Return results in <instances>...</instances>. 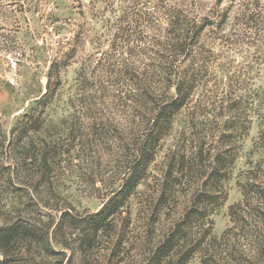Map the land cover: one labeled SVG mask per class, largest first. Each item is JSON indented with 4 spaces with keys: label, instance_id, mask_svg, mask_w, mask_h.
Returning a JSON list of instances; mask_svg holds the SVG:
<instances>
[{
    "label": "rangeland",
    "instance_id": "1",
    "mask_svg": "<svg viewBox=\"0 0 264 264\" xmlns=\"http://www.w3.org/2000/svg\"><path fill=\"white\" fill-rule=\"evenodd\" d=\"M167 1L0 0V228L49 234L21 246L14 264H155L169 241L162 264H264L257 117L245 130L264 104V0H178L210 24L195 48L193 102L125 207L83 241V220L119 190L146 126L138 89L160 80ZM49 81L61 86L44 109L36 102ZM204 194L212 204L198 203ZM65 214L67 247L55 238Z\"/></svg>",
    "mask_w": 264,
    "mask_h": 264
},
{
    "label": "trees",
    "instance_id": "2",
    "mask_svg": "<svg viewBox=\"0 0 264 264\" xmlns=\"http://www.w3.org/2000/svg\"><path fill=\"white\" fill-rule=\"evenodd\" d=\"M223 2L224 0H219ZM166 15V35L164 41L163 54L161 61L158 60L153 64L154 77L160 74L158 82H152L145 85V88L138 89L139 96L146 104L141 118H146V126L143 131L136 135L133 159L130 163L122 185L114 192L112 197L104 205L101 211L89 219L83 220V241L87 246L98 237L100 231H104L109 225V222L118 214L126 205L128 200L135 194L137 187L145 178L150 164L154 161L157 149L161 141L172 130L173 121L178 112L188 107L193 102V96L198 87L197 76L194 73L197 53L195 48L199 39L207 28L208 17L205 18V24H200L198 18L192 16L193 10L188 5L178 2V0H168L165 5ZM61 81L54 83L52 86L49 81L48 90L43 98L36 102V105L42 104L44 109L53 101ZM163 91L161 95L159 91ZM174 90V92H171ZM172 95V96H171ZM258 95L253 96V100ZM251 105V104H250ZM254 116L248 114L245 119V130L252 124L255 117L259 120V125L262 127L260 140H264V104L259 102L256 106ZM254 118V119H253ZM31 126L23 134L29 130L38 131V128ZM20 136V140H23ZM17 141V140H16ZM48 159H45L42 166L47 167ZM46 170V169H45ZM48 170V169H47ZM225 170V158L221 154L215 157V166L211 169L209 176L216 182L221 180V173ZM244 192H245V186ZM207 194L199 197L198 203L212 204ZM245 195V194H244ZM68 214L63 215L61 223H59L60 239H65V242L59 241L63 246L67 247L68 240L63 230V223ZM61 230V231H60ZM49 241V234L40 232L35 227L13 224L0 228V264H14L19 261V250L23 245L37 244L44 246ZM46 253H49V248H43ZM42 249V250H43ZM174 245L171 241L166 242L160 247L154 257L155 264H162L163 260L173 251Z\"/></svg>",
    "mask_w": 264,
    "mask_h": 264
}]
</instances>
